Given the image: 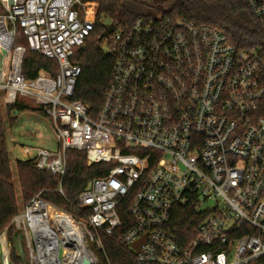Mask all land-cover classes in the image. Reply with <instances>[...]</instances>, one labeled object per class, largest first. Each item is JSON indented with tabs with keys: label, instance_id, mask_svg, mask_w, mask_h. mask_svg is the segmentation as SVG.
Returning a JSON list of instances; mask_svg holds the SVG:
<instances>
[{
	"label": "built area",
	"instance_id": "1",
	"mask_svg": "<svg viewBox=\"0 0 264 264\" xmlns=\"http://www.w3.org/2000/svg\"><path fill=\"white\" fill-rule=\"evenodd\" d=\"M243 1L264 23V0ZM95 16L88 0H0L4 105L39 107L57 142L53 151L22 148V160L56 176L60 194L67 151L110 165L76 197L78 216L32 197L10 222L17 253L28 264H98L100 234H115L137 264H264L260 57L209 26L139 18L111 34V78L91 115L73 100L74 54ZM22 38L56 63L53 76L24 77ZM0 264H11L7 229Z\"/></svg>",
	"mask_w": 264,
	"mask_h": 264
},
{
	"label": "trees",
	"instance_id": "2",
	"mask_svg": "<svg viewBox=\"0 0 264 264\" xmlns=\"http://www.w3.org/2000/svg\"><path fill=\"white\" fill-rule=\"evenodd\" d=\"M88 1L96 5L95 23L91 35L84 43L85 48L78 49L74 54V61L80 66L81 74L77 79L73 100L84 104L91 115H95L100 109L115 59L112 53V35L109 37L107 51L102 49L104 39L100 40V37L104 28L113 24L117 31H124L139 18H153L154 13L215 28L225 34L237 49L255 52L261 59V77L264 83V23L251 15L243 0ZM18 44L26 48L22 74L27 80L34 79L39 71H45L51 76L56 73L57 65L54 61L32 52L23 38ZM5 111L9 124L13 120L9 118L12 112L33 111L44 115L39 107L31 108L23 101L5 107ZM5 133L0 99V238L7 229L11 264H28L27 259L17 253L16 239L19 233L10 225L11 220L19 213L15 180L25 206L32 197L39 195L45 203L54 208L77 215L74 209L76 197L86 189L93 178L105 176L110 165H88L83 152L67 151V166L60 194L58 178L37 171L29 160L16 161L14 178ZM126 206L127 203L123 208ZM100 239L103 251L96 253L98 264H137L134 254L119 242L115 234L110 236L100 234Z\"/></svg>",
	"mask_w": 264,
	"mask_h": 264
},
{
	"label": "rangeland",
	"instance_id": "3",
	"mask_svg": "<svg viewBox=\"0 0 264 264\" xmlns=\"http://www.w3.org/2000/svg\"><path fill=\"white\" fill-rule=\"evenodd\" d=\"M160 14L154 13V17ZM108 39H104L102 43V49L107 51ZM1 97V111L2 116L5 121V139L6 147L9 154L10 165L13 171L14 178L15 174V163L17 160H22L21 153L19 152L22 148H29L31 150L37 149H48L56 150L57 142L55 140L53 125L51 121L39 112L26 111L15 113L12 112L9 118L13 119L11 124H9L8 116L5 111L3 94ZM24 104L31 108H38L31 102L23 101ZM17 201L19 204V212H21L25 206L23 202L17 181L15 180Z\"/></svg>",
	"mask_w": 264,
	"mask_h": 264
},
{
	"label": "water",
	"instance_id": "4",
	"mask_svg": "<svg viewBox=\"0 0 264 264\" xmlns=\"http://www.w3.org/2000/svg\"><path fill=\"white\" fill-rule=\"evenodd\" d=\"M116 30V27L113 24H110L104 28V32L102 33L100 40L108 39L110 35ZM85 46L81 47V49H84ZM90 189V183L87 184L86 190L88 191ZM139 245H135V249H138ZM81 264H88L86 260H83Z\"/></svg>",
	"mask_w": 264,
	"mask_h": 264
},
{
	"label": "crops",
	"instance_id": "5",
	"mask_svg": "<svg viewBox=\"0 0 264 264\" xmlns=\"http://www.w3.org/2000/svg\"><path fill=\"white\" fill-rule=\"evenodd\" d=\"M19 152L21 153V150Z\"/></svg>",
	"mask_w": 264,
	"mask_h": 264
}]
</instances>
